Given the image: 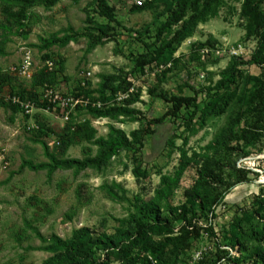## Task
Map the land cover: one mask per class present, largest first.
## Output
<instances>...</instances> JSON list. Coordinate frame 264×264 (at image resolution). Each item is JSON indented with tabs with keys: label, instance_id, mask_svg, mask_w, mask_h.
Returning <instances> with one entry per match:
<instances>
[{
	"label": "rangeland",
	"instance_id": "374dc122",
	"mask_svg": "<svg viewBox=\"0 0 264 264\" xmlns=\"http://www.w3.org/2000/svg\"><path fill=\"white\" fill-rule=\"evenodd\" d=\"M257 1L250 0V6ZM107 3L117 12L113 22L102 18L97 21L92 0H61L51 9L0 0V91L4 97H31L49 82L63 93L81 91L83 72L92 73L84 94L96 100H100L99 94L91 87L102 76H120L116 85L122 87L126 86L122 80L129 75L139 83L136 102L127 106L132 112L119 120L126 122L96 121L88 110H80L72 119L73 125L78 124L79 133L68 137L64 149L50 152L66 159L93 157L97 147L88 135L106 137L110 124L129 136L134 133L133 145L100 172L58 170L51 177L47 171L21 170L24 160L41 163L48 159L40 140L26 128V122L33 121L0 97V264H44L53 253L45 250L51 242L41 238L67 241L82 227L112 238L121 237L135 213V197L153 199L161 177L174 176L179 169L181 150L190 157L195 153L203 155L209 145L229 131L241 112L242 120L233 127L229 145L214 151L213 158L221 163L217 174L226 182L214 190L220 193L235 181L231 170L240 159L246 169L253 171L247 176L250 183L233 189L227 205L218 210L213 229L208 227L206 218L211 215V207L204 204L205 215L199 212L201 219L196 227L188 225L193 221L190 210L187 221H176L171 216V228H156L147 241L136 244L128 254L129 259H139L136 264H230L229 258L241 255L229 246L244 232L242 226L238 227L241 222L250 223L244 227L246 231L264 235V211L257 217L260 221L251 220L253 196L264 199V183L259 184L264 182V125L261 130H253L249 143L242 139V131L252 116L248 104L260 87L263 71L254 65H242L240 80L231 88L236 96L227 110L220 115H210V110L226 99L225 90L216 87L226 79L224 72L232 60L250 61L264 39V30L263 34L256 33L247 0H223L217 7V16L199 24L193 36L172 55L168 53L164 59L154 61L161 45L160 29L171 17L168 3L158 2L144 11H134L133 0ZM261 9L264 10V3ZM102 25L111 29L102 34ZM179 27L167 30L161 40L168 41ZM55 37L70 39L65 45L60 43L44 50L42 39ZM207 50L209 54L205 53ZM28 54L33 61V80L21 78L13 70ZM48 60L55 63L53 71L47 69ZM161 62L171 67L159 72ZM173 97H196L199 111L193 114V108H184L174 118L169 113ZM44 108L45 111L35 112L33 120L56 136L67 135L68 123L54 109ZM215 108L217 113L221 109ZM157 119L163 122L158 124ZM137 166L145 176L136 178L133 169ZM199 167L193 163L183 173L180 188L170 197L174 207L187 204L184 191L195 184ZM110 190L116 196H110ZM164 214L168 215L166 210ZM156 245L162 248L157 254L152 251ZM247 247L251 250V245ZM260 248L264 251V242ZM245 257V264L256 260L248 251ZM108 264L123 263L117 254H112Z\"/></svg>",
	"mask_w": 264,
	"mask_h": 264
},
{
	"label": "trees",
	"instance_id": "16d2710c",
	"mask_svg": "<svg viewBox=\"0 0 264 264\" xmlns=\"http://www.w3.org/2000/svg\"><path fill=\"white\" fill-rule=\"evenodd\" d=\"M5 1H17L31 6L43 5L45 9H51L61 0ZM201 1L202 0H145L143 6H134V11H144L151 9L158 2L168 3V10L171 13V17L160 29L158 35V41L161 42L160 49L156 52V55L152 60L160 61L164 59L168 53L172 55L177 47L193 36L199 24L206 22L208 18L217 16V7L223 2V0H204L201 5ZM247 2L253 23L256 27V33H261L264 30V10L261 9L264 0H259L252 4V6H250V0H247ZM92 3L95 5L94 13L97 16L98 22L100 18L106 19L110 22L115 20L117 16L116 9L110 7L107 0H92ZM190 11L192 12L189 15ZM179 25V29L174 32L168 41L161 40V37L167 30H171L173 27H177ZM110 29L111 28L108 25L100 26L102 34H105V32ZM69 39V37H65L63 39L57 37L42 39V47L44 50H48L60 43L65 45L68 43ZM161 63L165 64L167 62ZM247 64L257 66L263 71V79L259 83L260 87L255 91L248 104V108L250 109V114L252 116L249 117V122L247 123L246 128L242 131V139L249 143L253 135V130H261L262 125H264V39H262L260 46L251 57L250 61L243 62L238 59L232 60L224 72L226 74V79H222L216 87L218 90H225L226 99H223L220 102V105H212L210 115H220L227 110L231 101L236 96L235 90L232 91L231 88L233 86H237L242 72L240 68L242 65ZM44 76L46 77L45 73ZM120 80L121 77L116 75L102 76V79L97 84V88L93 89L91 87V90L99 94L100 100H105L108 94H116L128 90L131 84L127 81V78L121 82L126 85L125 87H122V85H116V83H119ZM49 84L54 83L49 82ZM82 91L85 92V90ZM27 97L35 99L37 98V94ZM136 100L135 96H132L122 106L108 107L105 109L88 108L86 110H88L90 115H92L95 120L110 119L112 121L124 123L126 122V119L124 121L119 120L127 117V115L132 112L127 106H131L136 102ZM170 102L173 104V107L170 109L169 113L173 115L174 118L179 116L180 112L184 108H193V114H196L199 111L196 97H173ZM7 104L9 107L20 111L17 107L9 103ZM38 105L40 107L44 106L39 103ZM215 107H221L218 113ZM80 110L83 109H79L78 111ZM242 117V113L240 112L239 115H237V118L232 122V126H230L229 131L224 132L223 135L220 136L214 143L209 145L205 149L206 152L203 155L195 153L190 157L187 151L181 150L179 169L174 176L163 175L161 177L160 187L155 191L154 198L144 201L140 196L135 197V213L131 215L128 227L121 237L112 238L107 233H99L89 227H82L80 229H76L67 241H62L57 237L49 241L41 238L45 242H51L50 245L45 247V250L53 253V256L46 260L44 264H108V259H110L112 254H117L119 256V260H121L123 264H136L139 259L135 260L134 257L129 259L128 257L130 250L135 247L136 244L147 241L149 234L155 231L156 228H171L169 219L171 216H174L176 221H187L189 210L193 215V221H189L188 225L192 224V227H196L198 225V221L201 219L199 212L202 215H205L204 212L206 208L204 209V204L211 207H209L211 215L206 218H208V227L210 226L209 228L213 229V223L218 217V210L227 205V197L229 194L233 192L235 187L250 183L247 176L250 173H253V171L246 169V167H239L237 164L239 161L237 160V163H235L232 167L230 175L231 178L234 177L235 181L220 193L214 190V187L219 183L222 185L226 184V182L223 181L217 174V168L221 163L216 158H213V156H216V152L214 151L221 146L227 147L229 145V142H231L230 138L233 134V127L236 123L241 122ZM72 119L66 125L69 129H67L68 136L65 134L63 136H56L55 134H52L51 131L45 130L40 124L42 129L35 134V137L40 140L39 143L43 146L44 155L48 161L34 163L30 160H24L21 165V170L28 168L34 172L47 171L49 177H51L58 170H74L75 173H79L87 169H96V171L100 172L106 168L114 158L120 156L122 152L129 149L133 145V141L136 138L134 133L129 136L122 129H118L113 124H110L108 126V134L106 137L96 138L93 135H88L87 138L94 140L93 145L97 147V152L93 157H87L84 160L59 158L55 156L54 153H51L50 149H64L66 142H68V137L71 138L79 133L80 128L78 124H76V126L73 125L74 123ZM86 122L87 121L85 120L83 123L85 124ZM155 122L161 124L163 119H157ZM73 126L76 127L74 131H72ZM45 131H48L52 135L56 136L59 139V145L55 144L53 147H50L44 139L48 137ZM195 132L196 131H194V133ZM138 143L141 144V142ZM185 143H187V141H185ZM230 150L234 151V149ZM199 158L202 159L199 161ZM193 163L200 165V167L196 173L197 180L195 184L190 189L184 191L187 204L180 205L178 208L174 207L170 197L176 189L180 188L183 173L186 171L188 166ZM133 173L136 178L145 176L139 166L133 169ZM116 187H118V185ZM109 194L110 196H116L113 190H110ZM251 209L253 213V216L251 217L252 222L256 220L260 221L257 217L258 215H263L261 213L264 211V199H261L259 195H254L251 202ZM165 210L168 215L164 214ZM249 224L250 223L241 222V225L238 227L242 226L244 232L240 234V236L235 237L229 243V246H231L232 249L238 250L241 253V255L234 257V259L228 257L230 259V264H245V253L247 251L252 257H256V260L252 261L251 264L264 263V251L260 248L264 242V235L257 233L256 231H246ZM248 245H251V250L248 249ZM152 251L157 254V252L160 253V251H162V248L159 245H156L152 247ZM150 264H152V262Z\"/></svg>",
	"mask_w": 264,
	"mask_h": 264
},
{
	"label": "built area",
	"instance_id": "2783aa9c",
	"mask_svg": "<svg viewBox=\"0 0 264 264\" xmlns=\"http://www.w3.org/2000/svg\"><path fill=\"white\" fill-rule=\"evenodd\" d=\"M144 2L145 0H133L135 6H143ZM205 53L209 54L210 51L207 50L205 51ZM46 66L49 71H53V69L55 68V63L53 60H48L46 62ZM170 67L171 64H161L158 65V71L163 72ZM13 70L21 78L27 80H33L34 77L33 61L31 59L30 54H28L25 57V59L23 60V62L19 67H16ZM81 76L83 80L79 87L82 90H86L89 88L88 81L90 80L89 77L92 76V73L83 72ZM127 81L131 84L127 91L119 92L116 94H108L109 96L106 97L105 100H96L91 97H88L84 94L82 90L63 93L58 88L57 85L49 84V83H45L42 86L41 90L38 93H36L37 98L35 99H31L28 97L24 98L19 94H13L4 97L1 91H0V97L3 98V100L6 103H9L17 107L21 111V113L25 115L26 118H29L33 121L31 124L26 122V128L32 133L36 134L39 131H41L42 127L40 123L33 120V117L35 112L43 111V110L45 111V108L42 107L45 106L54 109L60 115V119L64 120L66 123H69L73 115H75L79 109H83V110H86L88 108L105 109L108 107L124 105L127 100H129L132 96H135L139 91L138 90L139 83L138 81L136 82L131 75H129ZM99 82L100 80L98 81V83ZM92 88L96 89L97 85L95 87L92 86ZM0 90H1V84H0ZM38 103L44 106L40 107ZM75 129L76 127L73 126L72 131H74ZM45 133H47L48 136L46 138L52 139L51 142H47L50 147H53L55 144L59 145V139L56 136L52 135L48 131H45ZM242 161L243 160L239 161L238 166L244 168L245 166L243 165V163H241Z\"/></svg>",
	"mask_w": 264,
	"mask_h": 264
},
{
	"label": "water",
	"instance_id": "95a60500",
	"mask_svg": "<svg viewBox=\"0 0 264 264\" xmlns=\"http://www.w3.org/2000/svg\"><path fill=\"white\" fill-rule=\"evenodd\" d=\"M263 182H259V184H262Z\"/></svg>",
	"mask_w": 264,
	"mask_h": 264
}]
</instances>
